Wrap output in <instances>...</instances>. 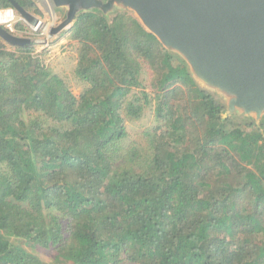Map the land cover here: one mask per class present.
Returning <instances> with one entry per match:
<instances>
[{
  "label": "trees",
  "instance_id": "1",
  "mask_svg": "<svg viewBox=\"0 0 264 264\" xmlns=\"http://www.w3.org/2000/svg\"><path fill=\"white\" fill-rule=\"evenodd\" d=\"M68 38L78 95L0 37V264H33L26 244L54 247L50 264H264V114L203 86L128 8L78 11Z\"/></svg>",
  "mask_w": 264,
  "mask_h": 264
},
{
  "label": "water",
  "instance_id": "2",
  "mask_svg": "<svg viewBox=\"0 0 264 264\" xmlns=\"http://www.w3.org/2000/svg\"><path fill=\"white\" fill-rule=\"evenodd\" d=\"M29 23L40 18L10 0ZM66 7L65 19L52 32L67 27L78 11L114 5L133 10L161 42L180 53L191 70L226 94L241 112L264 114V0H52ZM0 37L13 45L31 41L0 23Z\"/></svg>",
  "mask_w": 264,
  "mask_h": 264
},
{
  "label": "rangeland",
  "instance_id": "3",
  "mask_svg": "<svg viewBox=\"0 0 264 264\" xmlns=\"http://www.w3.org/2000/svg\"><path fill=\"white\" fill-rule=\"evenodd\" d=\"M41 11V15L32 12L35 16L39 17L40 23L38 26H34L29 21H27L21 14L16 10L14 12V18L11 21L14 28V33L23 37H28L31 39L29 43H32L37 52H44L43 60L52 69L53 72L58 73L62 76L65 81L72 87L73 92L78 95L87 85L85 82L79 80L74 75V69L77 62V44L76 41L70 40L69 29L72 22L67 25L66 28L60 32L53 33V28L62 22L67 13L66 7H57L52 0H34ZM106 1V0H103ZM2 9V8H0ZM11 9L12 7L3 8ZM130 11L136 15V13L130 9ZM137 16V15H136ZM138 17V16H137ZM21 23L24 25V29L17 30L16 24ZM6 27L5 25H3ZM66 30L65 32H63ZM8 46L14 48L16 45L10 44L5 41ZM196 79L205 87L211 89L214 88L204 81H202L195 72H193ZM218 91H220L218 89ZM224 96V100L229 104V97L220 91ZM254 117L256 115L252 114ZM156 124L154 111L152 107L146 109L145 114L142 118L135 121H128V138L126 142H131L133 140L143 139V132L146 130H151ZM26 252L32 255L33 264H50L55 260L56 251L54 247H39L34 246L31 248L30 245L26 244ZM22 258L28 259L30 261V256L23 254ZM34 257V258H33Z\"/></svg>",
  "mask_w": 264,
  "mask_h": 264
},
{
  "label": "bare ground",
  "instance_id": "4",
  "mask_svg": "<svg viewBox=\"0 0 264 264\" xmlns=\"http://www.w3.org/2000/svg\"><path fill=\"white\" fill-rule=\"evenodd\" d=\"M14 18V12L11 9H7L0 14V21L12 20Z\"/></svg>",
  "mask_w": 264,
  "mask_h": 264
},
{
  "label": "built area",
  "instance_id": "5",
  "mask_svg": "<svg viewBox=\"0 0 264 264\" xmlns=\"http://www.w3.org/2000/svg\"><path fill=\"white\" fill-rule=\"evenodd\" d=\"M5 10H7V9H0V14L3 12V11H5ZM13 20V19H12ZM12 20H5V21H3V22H1L0 21V23L2 24V25H5L9 30H11L12 32L14 31V28H13V26H12V23H11V21Z\"/></svg>",
  "mask_w": 264,
  "mask_h": 264
},
{
  "label": "flooded vegetation",
  "instance_id": "6",
  "mask_svg": "<svg viewBox=\"0 0 264 264\" xmlns=\"http://www.w3.org/2000/svg\"><path fill=\"white\" fill-rule=\"evenodd\" d=\"M11 31V30H10Z\"/></svg>",
  "mask_w": 264,
  "mask_h": 264
}]
</instances>
